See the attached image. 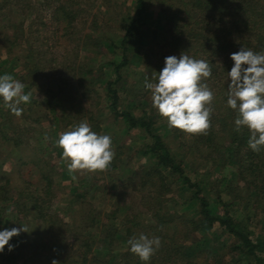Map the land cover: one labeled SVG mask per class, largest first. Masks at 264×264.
Listing matches in <instances>:
<instances>
[{"label": "rangeland", "instance_id": "obj_1", "mask_svg": "<svg viewBox=\"0 0 264 264\" xmlns=\"http://www.w3.org/2000/svg\"><path fill=\"white\" fill-rule=\"evenodd\" d=\"M135 1L0 0V75L11 74L25 85V94L31 93V102L19 105V117L0 98V183L8 180L16 200L19 193L32 192L26 206L13 204L11 198L0 200V231L20 226L29 231L9 241L15 246L12 258H6L5 246L0 264H122L137 257L127 241L140 234L161 238L158 252L167 258L163 264H255L234 234L202 220L193 188L180 173L157 167L155 157L145 152L153 138L143 128L128 127L118 115L123 111L151 118L155 134L182 163L184 175L201 184L213 215L230 216L235 229L256 243L264 264V192L249 190L239 179L235 155L225 163L224 150L213 153L214 158L206 156L208 149L191 150V135L170 129L144 88L149 75L158 76L153 71L157 61L181 55L165 45L167 13L175 1L146 0L143 42H137L129 62L115 71ZM109 84L119 95L116 109ZM80 122L110 135L115 157L108 170L76 173L73 180L56 142L60 133ZM17 137L19 146L13 142ZM215 140L227 138L217 133ZM43 170L49 171L48 188L41 179ZM36 202L44 207L41 213L28 208ZM182 249L188 254L184 260L178 256ZM85 250L83 262L79 254ZM150 263L159 261L151 257Z\"/></svg>", "mask_w": 264, "mask_h": 264}, {"label": "trees", "instance_id": "obj_2", "mask_svg": "<svg viewBox=\"0 0 264 264\" xmlns=\"http://www.w3.org/2000/svg\"><path fill=\"white\" fill-rule=\"evenodd\" d=\"M173 1L175 3L170 5L171 10L167 13L169 14L167 17L170 31L165 45L169 47L170 51H175L178 54L189 53L194 59L204 60L212 68V76L204 81L214 93L212 104L214 112L211 115V128L207 134L191 135L192 140L189 147L191 150L196 149L202 153L203 148L210 150L206 155L209 158H214L211 156L213 153L224 150V156L223 154L221 155L225 163L231 161L230 155H235L239 179L249 186L247 187L249 190L258 189L260 192H264V147L258 153L249 148L247 142L250 133L248 129L242 128L240 132L235 131L236 126L234 121L237 118V112L229 108L226 103L227 86L230 82L227 72L231 70L234 64L230 59V54L238 52L242 47L264 54V0ZM134 9L135 16L129 20L120 42L121 60L114 65L115 71L118 72L122 66L129 62V52L135 50L137 42L138 44L143 42L142 27L147 9L146 0H136ZM153 41L156 42L155 36H153ZM163 67L164 63L160 64L157 61L153 67V71L160 72ZM148 78L151 82L155 77L154 75H149ZM107 92L111 96L113 108L116 109L119 100L116 89L112 88L111 84H109ZM117 112V110H114L115 114ZM118 115L124 117L128 127L143 128L153 138V142L149 143L146 147V154L155 157L157 167L169 168L173 172L180 173L183 176L185 183L193 188V198L197 202L202 220L210 226L217 222L220 226H223L226 232L234 234L243 252L253 256L256 261L255 264H260L261 259L260 255H257L256 243L252 241L248 234L235 229L230 216L223 219L213 215L212 202L204 194L201 184L199 182L193 183L184 175L182 163L175 159V156L170 153L161 137L155 134L151 118L146 119L145 115L134 116L128 111H123L118 113ZM177 132L185 134L180 130ZM217 133L225 136L227 141L222 143L217 142L215 140ZM21 141L20 137H17L13 142L15 146H19ZM35 164L40 168L38 163ZM48 172L45 170L41 171V179H45L46 188L50 186ZM157 172L160 173L161 170L157 169ZM10 194L8 180L6 179L5 183L0 184V200L3 203L8 201L11 198ZM23 194L26 195L22 197L21 195ZM29 194H32V192L26 190L23 193H19L20 197L17 200L11 198L13 200L12 203L18 205L21 202L22 205L26 206L27 200L32 196ZM41 200L44 202L43 197H41ZM28 206L30 209L38 208L39 213L44 208L43 205L37 202L31 203ZM42 216L40 215V217ZM109 227L111 228V226ZM127 230L129 231V229ZM14 239L15 237L10 241L12 242ZM182 250H179L178 256L184 260V258H188V254L184 249ZM203 252L207 257L211 254L209 251ZM7 253L9 256H6V258L10 260L12 258V255L10 256L11 252ZM3 254L0 253V256ZM86 254V250L79 254V256H82L81 261L84 262L86 260ZM193 254L195 255L194 258H197L198 253ZM152 257L154 261H159V264L167 262L165 252L155 253ZM131 258L129 257L122 264H132V262H134L133 264H147V262L141 261L138 257L133 261ZM187 262L188 264H198L197 261Z\"/></svg>", "mask_w": 264, "mask_h": 264}, {"label": "clouds", "instance_id": "obj_3", "mask_svg": "<svg viewBox=\"0 0 264 264\" xmlns=\"http://www.w3.org/2000/svg\"><path fill=\"white\" fill-rule=\"evenodd\" d=\"M234 62L228 73L227 106L237 112L235 131L247 128L250 135L248 146L254 152L264 147V54L242 47L230 54ZM212 76V68L204 60L194 59L184 53L179 58L168 56L164 67L155 78L156 82L144 81L150 90L152 107L166 120L170 129L186 135L207 134L211 128L214 93L206 81ZM25 85L11 74L0 75V98L12 114L19 117L23 109L19 105L31 102V93H24ZM47 139V137H46ZM62 149V159L67 162L72 179L76 173L104 172L115 157L110 135L98 134L87 122H80L74 129L59 134L56 142ZM26 227L5 228L0 231V253L11 252L14 245L9 241ZM161 238L140 234L127 241L129 250L141 261L148 262L161 247ZM52 264H58L53 260Z\"/></svg>", "mask_w": 264, "mask_h": 264}, {"label": "crops", "instance_id": "obj_4", "mask_svg": "<svg viewBox=\"0 0 264 264\" xmlns=\"http://www.w3.org/2000/svg\"><path fill=\"white\" fill-rule=\"evenodd\" d=\"M1 184V183H0Z\"/></svg>", "mask_w": 264, "mask_h": 264}]
</instances>
